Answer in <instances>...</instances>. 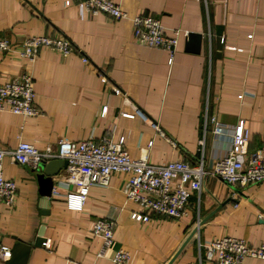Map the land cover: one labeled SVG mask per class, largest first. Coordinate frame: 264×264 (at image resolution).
<instances>
[{
  "label": "crops",
  "instance_id": "1",
  "mask_svg": "<svg viewBox=\"0 0 264 264\" xmlns=\"http://www.w3.org/2000/svg\"><path fill=\"white\" fill-rule=\"evenodd\" d=\"M114 1L130 17L153 16L168 35L180 31L171 62L166 50L135 43L129 20L83 18L77 0H0L1 38L17 44L29 36H61L73 48L68 57L42 50L32 63L0 54V84L29 70L40 111L24 122L0 111V147L14 149L21 140L56 151L63 141L122 139L132 158L146 150L152 164L202 159L210 170L230 150L240 121L249 133L247 152L264 144V0ZM133 107L146 119L122 114ZM213 118L224 127L222 135L212 133ZM2 164L17 191L12 207L0 201V245L31 243L44 226V242L31 248L26 264H113L119 248L130 253L128 264H215L201 257L198 242L223 235L252 246L264 241V181L231 187L206 176L181 219L153 213L140 223L130 218L140 207L125 200L123 175L92 188L82 209L72 210L60 183L64 170L47 199L28 166L9 156ZM99 218L115 222L114 241L101 259V241L91 233Z\"/></svg>",
  "mask_w": 264,
  "mask_h": 264
},
{
  "label": "built area",
  "instance_id": "2",
  "mask_svg": "<svg viewBox=\"0 0 264 264\" xmlns=\"http://www.w3.org/2000/svg\"><path fill=\"white\" fill-rule=\"evenodd\" d=\"M76 5L83 18L100 14L111 20H129L135 43L150 48L166 50L172 61L180 31L174 29L170 35L160 22L151 15L140 14L130 17L114 0H77ZM42 50L55 51L61 57H68L73 48L69 40L61 36L37 35L24 38L20 43H12L0 37V54L32 63ZM87 63L86 58H81ZM119 94L117 89L114 90ZM0 111L19 116L22 121L36 118L40 111L35 103L32 76L25 69L0 84ZM126 117L145 115L137 107L133 113H122ZM157 136L168 139L159 126L150 123ZM212 133L215 136L225 132L224 127L215 118L211 119ZM232 146L222 158L218 159L210 170L204 168L202 159L195 165L185 160H174L152 164L148 162L146 150L137 158H132L123 147V140L117 143L110 140L95 142L87 139L79 142L63 141L56 151H39L33 145L19 140L14 149L0 147V201L12 207L16 201L17 183L3 174V159L9 156L14 162L28 166L35 171L41 162L53 159L65 160L60 183L68 191L65 195L67 205L72 210H81L89 191L94 187H107L113 175L124 176L122 193L126 201L140 207V211L130 212L135 222L146 223L150 214L169 219H181L187 210L189 199L201 189V181L206 176H214L231 187H246L264 181V144L252 152H247L248 130L240 121L234 128ZM151 145V143H150ZM149 145V146H150ZM203 146V141H199ZM115 222L108 219H96L91 225V233L101 241L97 253L99 259L114 241ZM201 257L215 264H241L245 259H260L264 262V241L258 246L249 245L244 239L223 235L198 242ZM10 257V249L0 245V260ZM130 253L119 248L112 258L113 264H128ZM80 264V263H79Z\"/></svg>",
  "mask_w": 264,
  "mask_h": 264
},
{
  "label": "water",
  "instance_id": "3",
  "mask_svg": "<svg viewBox=\"0 0 264 264\" xmlns=\"http://www.w3.org/2000/svg\"><path fill=\"white\" fill-rule=\"evenodd\" d=\"M66 161L61 159H53L48 162H41L38 168L34 171L35 177L39 187V193L42 197L49 198L53 188V178L57 176L60 171L66 168ZM45 215L48 211L44 212ZM195 230L192 231V235ZM44 226H40L35 239L31 243H25L17 239L10 249V257L4 264H26L30 250L32 247H41L44 242ZM173 264V259L168 263Z\"/></svg>",
  "mask_w": 264,
  "mask_h": 264
}]
</instances>
